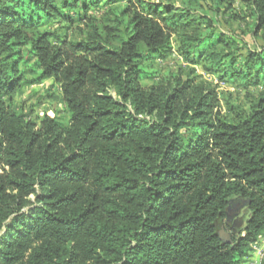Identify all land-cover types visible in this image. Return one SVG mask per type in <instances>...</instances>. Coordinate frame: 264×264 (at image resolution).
Instances as JSON below:
<instances>
[{"label":"trees","instance_id":"trees-1","mask_svg":"<svg viewBox=\"0 0 264 264\" xmlns=\"http://www.w3.org/2000/svg\"><path fill=\"white\" fill-rule=\"evenodd\" d=\"M201 1L0 0V264L248 263L264 237V49L215 27L244 20L240 3L264 34V0H215L213 16ZM75 25L79 40L54 31ZM171 52L259 96L162 75ZM46 81L68 121L15 106Z\"/></svg>","mask_w":264,"mask_h":264},{"label":"rangeland","instance_id":"rangeland-1","mask_svg":"<svg viewBox=\"0 0 264 264\" xmlns=\"http://www.w3.org/2000/svg\"><path fill=\"white\" fill-rule=\"evenodd\" d=\"M176 6L180 5V2H177ZM201 5L203 6L204 12L206 14L213 16L215 14V0H202ZM235 8L237 11H242V21L229 20L225 21L229 17L227 15H218V23L216 24L215 29L218 32L225 33L227 35L236 37L241 46H246L252 51H260L264 49V34L260 33L258 36L254 37L253 32V20L249 18V12L245 10L240 3H236ZM104 12V11H100ZM202 12V11H199ZM98 16L97 23L101 30H103L106 25H113L115 17L113 15L104 16V14H95ZM54 31L58 32L59 35L64 36L66 33L69 34V37L74 40L81 39L82 31L84 26L77 28L76 25L72 27L68 32H66L61 27H54ZM122 37H125L126 34H121ZM86 38V34H84ZM174 48V49H173ZM172 49L176 50V44L172 45ZM242 55H246V50L242 49ZM155 68L161 72L162 75L167 73H178L180 70L183 71L184 75L192 74L194 76H201L200 80L206 81L211 87L216 89L220 95L222 101L229 99L231 103H240L246 107L249 106L253 100L259 96V91L254 88H248L240 81L236 82H220L218 77H213L207 75L200 67H194L186 64L182 58L178 57L175 52L167 55L163 59L154 61ZM145 86H151L155 84L154 81H146L143 83ZM113 96L115 93L112 92ZM61 93L58 86L54 85L52 81H46L41 85L30 86L24 88L20 95L15 99V106L23 113L29 114L32 120L39 121L44 114L48 113L50 115L56 116L63 121H68L70 114L68 113L65 105L62 103ZM225 113V109H223ZM242 217V216H240ZM239 217V218H240ZM259 241L264 245V237H260ZM261 254H264V248H260ZM260 253V251H259ZM259 253L256 251V259H259ZM260 254V255H261ZM253 257V254H252Z\"/></svg>","mask_w":264,"mask_h":264},{"label":"water","instance_id":"water-1","mask_svg":"<svg viewBox=\"0 0 264 264\" xmlns=\"http://www.w3.org/2000/svg\"><path fill=\"white\" fill-rule=\"evenodd\" d=\"M245 215L239 218L237 224L234 226V232L237 231L238 226H242L245 223ZM219 237L224 240L225 242H231V235L229 233H226L224 231L219 232Z\"/></svg>","mask_w":264,"mask_h":264},{"label":"built area","instance_id":"built-area-1","mask_svg":"<svg viewBox=\"0 0 264 264\" xmlns=\"http://www.w3.org/2000/svg\"><path fill=\"white\" fill-rule=\"evenodd\" d=\"M256 245H257V243L256 244H254L253 245V250L255 251H257L258 253H259V251H260V253H259V259L258 260H254L252 257L248 260V263L247 264H261V262H262V259L264 258V254H261V249L260 248H258V247H256ZM258 249V250H257ZM264 252V251H263ZM261 254V255H260Z\"/></svg>","mask_w":264,"mask_h":264},{"label":"crops","instance_id":"crops-1","mask_svg":"<svg viewBox=\"0 0 264 264\" xmlns=\"http://www.w3.org/2000/svg\"><path fill=\"white\" fill-rule=\"evenodd\" d=\"M256 247H258V248H264V245H263V243H261L260 241L259 242H257V245H256ZM258 250V249H257ZM253 259L256 261V260H258V259H256V250L254 251L253 250Z\"/></svg>","mask_w":264,"mask_h":264},{"label":"flooded vegetation","instance_id":"flooded-vegetation-1","mask_svg":"<svg viewBox=\"0 0 264 264\" xmlns=\"http://www.w3.org/2000/svg\"><path fill=\"white\" fill-rule=\"evenodd\" d=\"M236 224H237V223H236ZM236 224H235V225H236Z\"/></svg>","mask_w":264,"mask_h":264}]
</instances>
